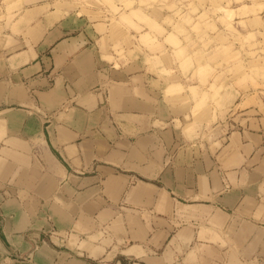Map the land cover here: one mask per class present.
Masks as SVG:
<instances>
[{
    "label": "crops",
    "instance_id": "obj_1",
    "mask_svg": "<svg viewBox=\"0 0 264 264\" xmlns=\"http://www.w3.org/2000/svg\"><path fill=\"white\" fill-rule=\"evenodd\" d=\"M106 55L52 5L0 6V264H264V116L190 139Z\"/></svg>",
    "mask_w": 264,
    "mask_h": 264
},
{
    "label": "rangeland",
    "instance_id": "obj_2",
    "mask_svg": "<svg viewBox=\"0 0 264 264\" xmlns=\"http://www.w3.org/2000/svg\"><path fill=\"white\" fill-rule=\"evenodd\" d=\"M22 3L87 27L108 59H139L168 85L171 123L190 139L222 146L231 127L264 116V0H0L9 12Z\"/></svg>",
    "mask_w": 264,
    "mask_h": 264
}]
</instances>
